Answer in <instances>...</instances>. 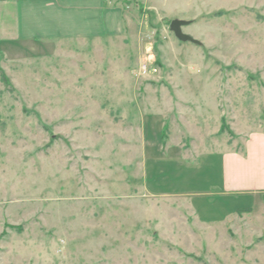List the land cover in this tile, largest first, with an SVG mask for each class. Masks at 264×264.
<instances>
[{
    "label": "rangeland",
    "instance_id": "374dc122",
    "mask_svg": "<svg viewBox=\"0 0 264 264\" xmlns=\"http://www.w3.org/2000/svg\"><path fill=\"white\" fill-rule=\"evenodd\" d=\"M105 3L0 46V264H264V0Z\"/></svg>",
    "mask_w": 264,
    "mask_h": 264
},
{
    "label": "crops",
    "instance_id": "0c3cea01",
    "mask_svg": "<svg viewBox=\"0 0 264 264\" xmlns=\"http://www.w3.org/2000/svg\"><path fill=\"white\" fill-rule=\"evenodd\" d=\"M105 2L0 0V46L43 42L91 43L120 36L124 30L122 10L107 6ZM252 141L264 144V135L252 134L247 143ZM259 193H264V189Z\"/></svg>",
    "mask_w": 264,
    "mask_h": 264
},
{
    "label": "water",
    "instance_id": "95a60500",
    "mask_svg": "<svg viewBox=\"0 0 264 264\" xmlns=\"http://www.w3.org/2000/svg\"><path fill=\"white\" fill-rule=\"evenodd\" d=\"M187 24L188 23L184 21H172L169 27L178 41L196 44L197 42L195 40L183 34L181 31V28L186 26Z\"/></svg>",
    "mask_w": 264,
    "mask_h": 264
},
{
    "label": "built area",
    "instance_id": "2783aa9c",
    "mask_svg": "<svg viewBox=\"0 0 264 264\" xmlns=\"http://www.w3.org/2000/svg\"><path fill=\"white\" fill-rule=\"evenodd\" d=\"M140 72H146V67L145 66L141 67Z\"/></svg>",
    "mask_w": 264,
    "mask_h": 264
},
{
    "label": "trees",
    "instance_id": "16d2710c",
    "mask_svg": "<svg viewBox=\"0 0 264 264\" xmlns=\"http://www.w3.org/2000/svg\"><path fill=\"white\" fill-rule=\"evenodd\" d=\"M124 1V0H123ZM243 211H245V210H238V212H243ZM247 211V210H246Z\"/></svg>",
    "mask_w": 264,
    "mask_h": 264
}]
</instances>
